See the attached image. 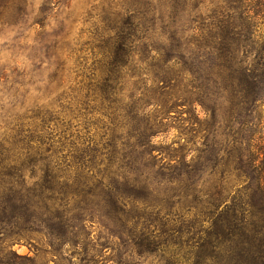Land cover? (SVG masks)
<instances>
[{"label": "rangeland", "instance_id": "rangeland-1", "mask_svg": "<svg viewBox=\"0 0 264 264\" xmlns=\"http://www.w3.org/2000/svg\"><path fill=\"white\" fill-rule=\"evenodd\" d=\"M216 2L0 0V264H264L248 216L221 220L251 214L247 182L228 154L216 164L215 125L191 101L206 95L194 88V24ZM175 27L188 63L161 69L167 54L141 44H171ZM123 39L135 66L100 97L93 79L114 74ZM142 116L163 121L146 167L133 162Z\"/></svg>", "mask_w": 264, "mask_h": 264}, {"label": "trees", "instance_id": "trees-1", "mask_svg": "<svg viewBox=\"0 0 264 264\" xmlns=\"http://www.w3.org/2000/svg\"><path fill=\"white\" fill-rule=\"evenodd\" d=\"M197 3L200 6L205 0H197ZM216 5L218 9L213 10V14L209 16L210 22L204 20L194 24V47L202 49V53H198L199 57L194 55L192 72L194 78L203 81L200 86L194 88L201 87L206 95L201 96L196 92L191 101L194 106L201 105L215 125L212 129L214 143H211L209 148L214 151L213 159L216 164L229 165V162H226L227 157L225 158L228 154L235 163L234 169L247 182L251 214L239 215L236 212L230 214L226 210L222 213L221 220L223 221L227 215V225L236 226L235 220L244 222L248 216V223L252 225V229L250 234L246 235L254 247L255 256L257 248L260 250L264 248V0H217ZM148 13L154 14L150 8ZM196 19L194 17V23ZM137 27H133L132 35L129 37L135 36L134 30ZM175 29L169 40L171 44L161 47H157L152 41L141 44L152 58L153 53L167 54L169 58L159 66L161 69L174 68V65L179 63L176 62L178 59L183 64L188 63L183 55L187 50L184 33L178 27ZM127 41L123 39L118 44L119 56L115 60L114 74L102 72L101 76L93 79L95 81L93 90L99 92L100 97L111 98L112 90L116 91L120 83L124 85L123 69L128 67V64L135 66L133 57H124L125 54L128 55ZM134 41L135 38L131 40V47L135 53L137 43L132 45ZM173 61L176 63L171 65ZM113 75L115 83L111 82ZM166 88L160 86L154 94L161 95L165 103L172 100V92ZM129 99L132 100V95ZM141 99V96L140 99L134 97V100ZM153 103L145 106L140 103L135 106L134 116L145 113L146 108ZM142 117L145 125L138 127L137 134H133L135 142L132 145L140 155L133 162H140L146 167L150 163L157 164V161L151 159H156L153 157L155 149L152 140L162 131L163 121L155 117L152 119L154 123L150 124V117ZM203 145L205 149L209 145V140L203 142ZM255 212L258 213V218ZM245 252L248 251L243 246L241 262Z\"/></svg>", "mask_w": 264, "mask_h": 264}]
</instances>
